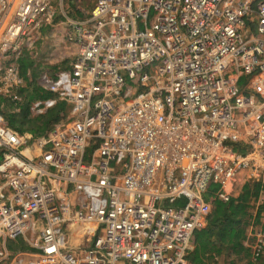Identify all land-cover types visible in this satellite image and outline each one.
<instances>
[{
	"label": "built area",
	"instance_id": "built-area-1",
	"mask_svg": "<svg viewBox=\"0 0 264 264\" xmlns=\"http://www.w3.org/2000/svg\"><path fill=\"white\" fill-rule=\"evenodd\" d=\"M54 1L0 0V95L15 104ZM70 26V63L41 70L51 96L28 105L63 103L64 119L33 138L0 110V264H187L211 202L241 175L264 183V0H95ZM16 238L29 250H8Z\"/></svg>",
	"mask_w": 264,
	"mask_h": 264
},
{
	"label": "trees",
	"instance_id": "trees-1",
	"mask_svg": "<svg viewBox=\"0 0 264 264\" xmlns=\"http://www.w3.org/2000/svg\"><path fill=\"white\" fill-rule=\"evenodd\" d=\"M18 63L20 74L27 84L26 89L17 91L22 97V102L5 103V108H2L3 115L8 126L19 134L29 133L33 138L43 136L64 119L67 114L66 107L63 103H58L41 116H29L28 104L33 100L50 97L51 94L27 81L28 71L33 77L38 72L27 54L21 57ZM3 102L4 99L0 96V107ZM14 109H18L19 112ZM234 150L244 153L241 144H236ZM218 188L216 183H212L205 199L208 200ZM259 199L260 203L256 206ZM252 209H255L254 213ZM256 226L264 231V183L247 181L241 186L237 196L230 197L226 202L216 198L211 202L206 226L195 233L193 249L188 253L187 264H264V247L258 256L254 257L252 253L254 232L250 245L243 244L247 239L249 227ZM6 247L12 252L29 250L21 238L7 242Z\"/></svg>",
	"mask_w": 264,
	"mask_h": 264
},
{
	"label": "rangeland",
	"instance_id": "rangeland-1",
	"mask_svg": "<svg viewBox=\"0 0 264 264\" xmlns=\"http://www.w3.org/2000/svg\"><path fill=\"white\" fill-rule=\"evenodd\" d=\"M94 3L95 0H55L53 2L55 15L52 26H45L34 34L32 47L25 53L29 59L33 60V67L37 71L46 68L48 71L57 72L68 66L75 53V46L65 40L66 34L71 31L70 23L86 15ZM246 181V177L241 175L234 183L231 195L237 196ZM251 211L254 213L255 209ZM259 230V227L252 229L253 232Z\"/></svg>",
	"mask_w": 264,
	"mask_h": 264
},
{
	"label": "crops",
	"instance_id": "crops-1",
	"mask_svg": "<svg viewBox=\"0 0 264 264\" xmlns=\"http://www.w3.org/2000/svg\"><path fill=\"white\" fill-rule=\"evenodd\" d=\"M70 61H71V59H70ZM70 63V62H69ZM41 71V70H40ZM40 71H38L37 72V74L35 75V77H33L32 76V73L31 72H27V74L29 73H31L30 75H31V81H30V79H27V81L28 82H33V84H34V86L36 87V88H38V86L35 84V78H36V76L39 74V72ZM51 71V70H50ZM52 72V71H51ZM26 74V75H27ZM32 84V83H31ZM26 82L24 83V85L21 87V88H18L17 90H16V94H17V91L20 89V90H22V89H26ZM19 90V91H20ZM18 95V94H17ZM1 96V95H0ZM22 96V95H21ZM3 99H4V102L1 104V107H0V110H1V112H2V114H3V111H2V108H5V103H7V101H9L7 98H5V97H3V96H1ZM21 99H22V97H21ZM22 102V101H21ZM32 102V101H31ZM30 104V103H29ZM28 104V105H29ZM14 111H16L15 109H14ZM16 112H19V111H16ZM13 130V129H12ZM18 133V132H17ZM23 134H27V135H31V134H29V133H23ZM245 176V175H244ZM247 182V181H246ZM234 195H232L231 197H233ZM211 197H209V199H210ZM260 203V199L258 200V202L255 204L256 206L258 205ZM257 227V226H256ZM252 229L253 228H251V227H249V229H248V231H247V239L243 242V244L245 245V246H249L250 245V243H251V235H252ZM194 244V243H193Z\"/></svg>",
	"mask_w": 264,
	"mask_h": 264
}]
</instances>
